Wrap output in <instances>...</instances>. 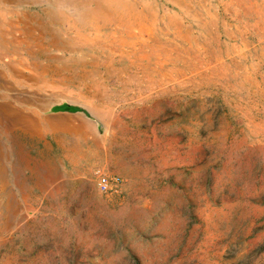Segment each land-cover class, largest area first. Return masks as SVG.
I'll use <instances>...</instances> for the list:
<instances>
[{"label": "rangeland", "instance_id": "rangeland-1", "mask_svg": "<svg viewBox=\"0 0 264 264\" xmlns=\"http://www.w3.org/2000/svg\"><path fill=\"white\" fill-rule=\"evenodd\" d=\"M124 1L87 77L0 50V101L36 120L0 140V264H264V0Z\"/></svg>", "mask_w": 264, "mask_h": 264}, {"label": "bare ground", "instance_id": "bare-ground-1", "mask_svg": "<svg viewBox=\"0 0 264 264\" xmlns=\"http://www.w3.org/2000/svg\"><path fill=\"white\" fill-rule=\"evenodd\" d=\"M62 1H64L63 5L65 7H68V9H71V7H72L78 11L79 21H80V32H82V33L79 32L74 37L66 38L65 35H63L61 33L53 32L51 29H49L47 27V24H44L42 21H38V20L33 18L32 22L37 23L38 26L37 27L34 26V28H32L31 30H28L25 33H23L24 35H21L20 41H18L16 39L15 44H13V50L19 54L24 55L25 57H27V59H29L31 61H34V62L43 61L45 66L48 68V70L50 69L52 72L56 73L57 75H61L65 72V73H70V74L76 73V75L78 77H82V78L87 77V76L91 75L92 72L86 71L84 69V67L86 65H94V62L87 59V57L89 55L88 52H83V50L80 49L81 45L86 44L88 41V39L83 35V33H85L84 31H86L87 29H94L96 31H100L101 29H104L108 25L109 26H120V25H122L123 19L131 17L130 15L133 11V6L129 2L124 1V0H75V1L72 0V1H70L69 4H67L66 0H62ZM56 2H57V0H56ZM54 6L57 7L56 5H54ZM42 14H43V12H42ZM22 17H24V16H22ZM31 18H32V16H31ZM31 18H29V19H31ZM55 20H57L56 23L60 22L59 19H55ZM29 22H31V21H29ZM179 23H181V22H179ZM28 27H30V26H28ZM124 28H125V26H124ZM119 29H121V28H119ZM69 32H71V31H69ZM90 40H92V39H90ZM94 41H96V39ZM101 42H102V40H101ZM125 46H127V45L124 44V47ZM0 47H2L1 44H0ZM97 48H99V47H97ZM104 52H106V51H104ZM69 81H71V80H69ZM83 88H86V87H83ZM93 110H94V108H93ZM16 113H18V112H16ZM10 115H12V114H10ZM10 115H9V117H10ZM61 118L62 117L56 116V117H52L50 119L53 120V119H61ZM3 119L5 120L6 118H3ZM3 119L0 120V125L3 127V130L2 129L0 130L1 131L0 135H2V137L3 136L5 137L4 141H6V145H3V144L2 145L5 147L6 153H4V157H6L10 153V146L8 145V143H10V141L13 139L12 137L15 136L17 138L19 136L26 135L28 126L26 127V125H24V123H25V121H27V119H29V117H27V115H23L22 119L24 121L23 120H21V121L16 120L15 122L7 123V124L5 123L6 121H4ZM4 125H6V126H4ZM0 149H2V148H0Z\"/></svg>", "mask_w": 264, "mask_h": 264}, {"label": "crops", "instance_id": "crops-1", "mask_svg": "<svg viewBox=\"0 0 264 264\" xmlns=\"http://www.w3.org/2000/svg\"><path fill=\"white\" fill-rule=\"evenodd\" d=\"M70 1H72V0H66L67 4H69ZM73 1H75V0H73ZM55 2H56V0H35V1L34 0H0V33H1L0 34V44L2 46V47H0V50H2L1 48H3V47H10L13 50V44H15V40L16 39L18 41L21 40L20 38H12V39L5 38L6 35L10 34V32L7 31L8 27H10V28L15 27V25L17 24L16 20H18V22L20 24L19 29L22 31V32L20 31V35H24L23 33H25L26 31L31 30L32 28H34V26L35 27L38 26L37 23L32 22L33 21L32 19L34 18L38 21H42L44 24H47V27L49 29H51L53 32H58V33L65 35L66 38L76 36L80 32V21H79L78 11L72 7H71V9H68V7H65L63 5L64 1H62V0H57V2L56 3ZM43 3H48L49 5L52 4L53 8H56L54 5H56L57 7H58V5L59 6L62 5L61 7H63V11L57 12L53 8L51 9L50 7H47V6L45 7L43 5ZM22 4H29V5L39 4V5H41V9H40L41 14H34V13H31V11H26V10H21V11L17 10L16 7L20 6ZM42 12H43V14H42ZM75 13H76L77 17L74 16ZM22 16H24L25 18ZM31 16H32V18H31ZM29 18H31V19H29ZM55 19H59L60 22L56 23L57 20H55ZM29 21H31V22H29ZM28 26H30V27H28ZM57 28H59V29H57ZM5 29H6V31H5ZM69 31H71V32H69ZM80 33H82V32H80ZM97 33H99V32H97ZM20 56H21V59L23 61H28L29 64H31L33 67L35 66L34 68L37 72V75H39V76H37L38 80H41V79H44V78L50 76L51 79H60L61 81H64L67 83V81H68L67 78H69V77L71 78L72 74H70V73L64 72L61 75L54 74L53 72L48 70V68L45 66L43 61L34 62V61L27 59V57H25L22 54H20ZM46 80H47V78H46ZM46 80H44V81L46 82ZM10 105H11V103H9L7 100H3L0 102V120H2L3 118H6L7 120L6 119L5 120L3 119V120L6 121L5 123L7 124V123L15 122L16 120L21 121V120H23L22 119L23 115H27V117H29V119H27V121H25L24 125H26V127L28 126L27 127V131H28L29 127L32 126V124L36 122L35 116L27 114L26 112L15 108L13 105H11L12 106L11 107ZM16 112H18V113H16ZM10 114H12V115H10ZM9 115H10V117H9ZM4 126H6V125H4ZM1 129L3 130V127L0 125V130ZM0 134H1V131H0ZM24 136L25 135H22L19 137H24ZM3 137H2V135H0V139L4 140L5 137L4 138ZM0 147H1V142H0Z\"/></svg>", "mask_w": 264, "mask_h": 264}, {"label": "built area", "instance_id": "built-area-1", "mask_svg": "<svg viewBox=\"0 0 264 264\" xmlns=\"http://www.w3.org/2000/svg\"><path fill=\"white\" fill-rule=\"evenodd\" d=\"M118 180V178L112 179L106 175H99L97 185L101 192H108L112 189L113 183H117Z\"/></svg>", "mask_w": 264, "mask_h": 264}, {"label": "trees", "instance_id": "trees-1", "mask_svg": "<svg viewBox=\"0 0 264 264\" xmlns=\"http://www.w3.org/2000/svg\"><path fill=\"white\" fill-rule=\"evenodd\" d=\"M55 110H63V111H69V112H76V111H78L79 110V108L78 107H76V106H71V105H68V104H62V105H60V106H58V107H55L54 108Z\"/></svg>", "mask_w": 264, "mask_h": 264}, {"label": "water", "instance_id": "water-1", "mask_svg": "<svg viewBox=\"0 0 264 264\" xmlns=\"http://www.w3.org/2000/svg\"><path fill=\"white\" fill-rule=\"evenodd\" d=\"M59 111H61V112H62L63 110H59Z\"/></svg>", "mask_w": 264, "mask_h": 264}]
</instances>
